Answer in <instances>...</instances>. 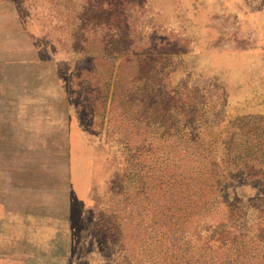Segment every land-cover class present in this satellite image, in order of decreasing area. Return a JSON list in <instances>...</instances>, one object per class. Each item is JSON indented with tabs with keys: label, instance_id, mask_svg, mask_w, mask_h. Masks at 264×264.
Here are the masks:
<instances>
[{
	"label": "rangeland",
	"instance_id": "obj_1",
	"mask_svg": "<svg viewBox=\"0 0 264 264\" xmlns=\"http://www.w3.org/2000/svg\"><path fill=\"white\" fill-rule=\"evenodd\" d=\"M151 31L165 40L151 94L197 101L191 138L221 140L234 123L254 122L264 141V0H0V264H264V214L255 237L238 236L239 220L215 225L223 215H214L210 233L222 235L213 249L221 247L212 253L196 238L192 255L183 244H194L191 226L169 227L149 183L105 186L126 107L117 78L141 70L118 75L120 56ZM139 140V171L160 181L151 161L166 157L165 142ZM247 167L227 195L256 196L261 209L264 177L252 184L258 169ZM91 187L108 208L102 221L91 214Z\"/></svg>",
	"mask_w": 264,
	"mask_h": 264
},
{
	"label": "trees",
	"instance_id": "obj_2",
	"mask_svg": "<svg viewBox=\"0 0 264 264\" xmlns=\"http://www.w3.org/2000/svg\"><path fill=\"white\" fill-rule=\"evenodd\" d=\"M147 37L146 44L139 45L137 50L132 51L126 47L124 54L120 56L118 75L122 74L126 66H129L130 70L136 68L141 70L131 80L119 76L117 78L115 88L120 89V94H117L116 100L126 107L123 110L125 112L120 111L121 120L118 119L114 127V139L119 145L111 159L116 170L113 177L105 181V186L109 190L119 189L120 184L116 186L118 180L135 178L142 184L149 183L146 189L153 192V200L155 194L160 195L163 218L170 224L169 227L178 229L188 224L191 226L189 235L194 240V244L187 241H183V244L196 251L192 255L198 253L196 238L202 239L206 249L212 253L216 250L218 252L221 247L213 249L215 243H218L216 238L222 235L218 228L210 233V227L213 225L211 219L214 215L217 219L223 215L220 222L218 220L213 222L215 225L242 221L239 237H255L259 233L262 234V229L257 228L264 214L262 211L264 206L262 210L260 209L262 201L256 196L247 200L241 197L230 200L227 195L230 182L237 177L236 172L239 169L246 171L249 164L254 169H258V172H251L253 175L246 172L250 174L248 178L246 177L247 180L257 184L264 177V141L263 136L257 132L256 124L234 123L235 130L232 134L227 133L221 140L191 138V133L195 131L201 117L197 114L199 111L197 101L192 98L180 99L177 94H151L155 89L149 87L154 86L153 82L149 84L150 76L155 71V67L152 66L155 65L153 64L156 62L155 57L161 54L160 50L165 40L157 36L155 31L148 33ZM135 82H140V85L135 86ZM141 90H146L148 94H137ZM156 100L160 103H156ZM241 120L243 118H237V121ZM145 135L147 139L150 137L151 140L165 142L163 149H166V157L151 161L153 165L160 167L161 174L157 177L160 181L157 182L152 179L156 177L155 175L144 176L139 171L140 162L144 161L142 155L144 142L139 139ZM149 145H152L151 148L154 150L160 147L159 142ZM248 157L257 166H254ZM115 175L117 177H114ZM137 189L139 190L140 186ZM90 193L93 194L92 217L94 220L98 218L102 221V215H105L108 208L94 188H90ZM107 199L111 201L108 206H114V196H109ZM127 199L128 197L124 205L131 203ZM138 202L141 203L140 199ZM150 203L153 201L151 200ZM247 209H251L248 219L247 216L245 218ZM126 212L128 215L124 217L130 218L131 211L127 210L124 214ZM228 233L230 234L229 231Z\"/></svg>",
	"mask_w": 264,
	"mask_h": 264
}]
</instances>
